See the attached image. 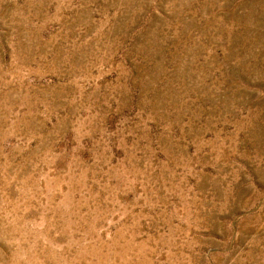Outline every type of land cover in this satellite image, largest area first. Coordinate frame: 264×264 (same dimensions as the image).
<instances>
[{
    "label": "rangeland",
    "instance_id": "374dc122",
    "mask_svg": "<svg viewBox=\"0 0 264 264\" xmlns=\"http://www.w3.org/2000/svg\"><path fill=\"white\" fill-rule=\"evenodd\" d=\"M0 264H264V0H0Z\"/></svg>",
    "mask_w": 264,
    "mask_h": 264
}]
</instances>
